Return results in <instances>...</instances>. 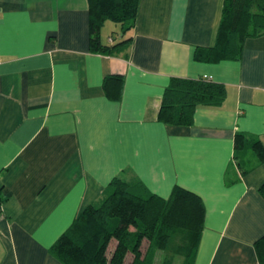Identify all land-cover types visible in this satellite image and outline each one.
Wrapping results in <instances>:
<instances>
[{
    "label": "crops",
    "instance_id": "0c3cea01",
    "mask_svg": "<svg viewBox=\"0 0 264 264\" xmlns=\"http://www.w3.org/2000/svg\"><path fill=\"white\" fill-rule=\"evenodd\" d=\"M223 7L142 0L130 42L104 55L90 50L88 0H0V264H63L52 247L115 178L204 201L194 264H260L264 162L250 146H264V35L239 60L196 61ZM109 76L124 78L120 100L104 90ZM174 78L223 83L227 97L187 127L165 125ZM237 133L249 141L236 160Z\"/></svg>",
    "mask_w": 264,
    "mask_h": 264
},
{
    "label": "trees",
    "instance_id": "16d2710c",
    "mask_svg": "<svg viewBox=\"0 0 264 264\" xmlns=\"http://www.w3.org/2000/svg\"><path fill=\"white\" fill-rule=\"evenodd\" d=\"M142 0H88L90 50L111 55L124 48L135 30ZM120 26L119 38L102 43L107 22ZM264 35V0H224L215 46L197 48L194 58L205 63L239 60L248 38ZM124 78L109 76L104 81L108 97L120 100ZM225 84L205 78H174L165 91L158 120L168 126L187 127L200 107H221ZM234 137V152L245 150L249 139ZM258 162H264L261 141L251 143ZM264 198V183L260 187ZM204 201L181 186L164 199L140 184L115 178L105 197L86 208L71 228L51 249L63 264H155L158 252L162 264H194L205 225ZM260 264H264V236L255 242Z\"/></svg>",
    "mask_w": 264,
    "mask_h": 264
},
{
    "label": "rangeland",
    "instance_id": "374dc122",
    "mask_svg": "<svg viewBox=\"0 0 264 264\" xmlns=\"http://www.w3.org/2000/svg\"><path fill=\"white\" fill-rule=\"evenodd\" d=\"M120 34V26L113 23V22H107L104 27L102 28L101 33V39L104 42V44H107L110 41V38L118 39ZM164 260V254L161 252L157 253L155 264H162ZM176 264H181V260H177Z\"/></svg>",
    "mask_w": 264,
    "mask_h": 264
}]
</instances>
